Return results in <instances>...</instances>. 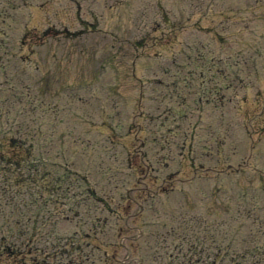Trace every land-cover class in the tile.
<instances>
[{
  "label": "rangeland",
  "instance_id": "1",
  "mask_svg": "<svg viewBox=\"0 0 264 264\" xmlns=\"http://www.w3.org/2000/svg\"><path fill=\"white\" fill-rule=\"evenodd\" d=\"M27 24L61 33L38 50L53 60L38 64L49 85L21 90L13 74L0 71V243L7 241L0 264H104L105 256L106 264H121L129 249L144 254L151 242L163 255L158 238L186 213L173 217L168 209L231 219L223 227L241 244L253 227L243 213L254 192L264 207V0H23L19 7L14 0L12 9H0V36ZM195 47L200 62L240 50L233 56L249 61V74L225 88L229 79H217L215 68L199 73L184 65L196 58ZM176 74L185 98L167 97ZM243 86L249 100L229 101L245 94ZM69 101L88 102L94 122L82 131L79 112L74 121L68 116ZM98 105L104 112L116 106L132 129L99 126ZM206 140L210 156L201 147ZM21 147L32 148L37 169L13 167L11 153L24 154ZM217 149L228 156L229 174L214 163ZM216 185L229 190L226 204ZM76 191L86 201L74 216L65 203ZM25 226L27 235L35 231L33 249H20L22 238L12 233Z\"/></svg>",
  "mask_w": 264,
  "mask_h": 264
},
{
  "label": "trees",
  "instance_id": "2",
  "mask_svg": "<svg viewBox=\"0 0 264 264\" xmlns=\"http://www.w3.org/2000/svg\"><path fill=\"white\" fill-rule=\"evenodd\" d=\"M24 148H25V147H21V150H23ZM25 149H26V148H25ZM26 150H27V151H26V152H27L26 154H27L28 156H32V155H31V152H30V151H31V148L26 149ZM19 151H20V148H19ZM19 156H20V158L22 157L21 155H19Z\"/></svg>",
  "mask_w": 264,
  "mask_h": 264
}]
</instances>
